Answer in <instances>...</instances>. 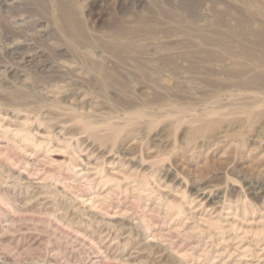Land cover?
I'll return each instance as SVG.
<instances>
[{
  "label": "rangeland",
  "instance_id": "1",
  "mask_svg": "<svg viewBox=\"0 0 264 264\" xmlns=\"http://www.w3.org/2000/svg\"><path fill=\"white\" fill-rule=\"evenodd\" d=\"M263 4L0 0V264H264Z\"/></svg>",
  "mask_w": 264,
  "mask_h": 264
},
{
  "label": "bare ground",
  "instance_id": "2",
  "mask_svg": "<svg viewBox=\"0 0 264 264\" xmlns=\"http://www.w3.org/2000/svg\"><path fill=\"white\" fill-rule=\"evenodd\" d=\"M248 1V0H247ZM249 4H251L250 2H248ZM247 4V2H246ZM253 4V1H252ZM264 5V4H263ZM246 7V6H245ZM259 8V7H258ZM262 10H264V8H262ZM188 12V11H187ZM264 12V11H262ZM214 16L216 17L215 13H213ZM258 14V13H256ZM247 14L245 12H231L229 13V19L232 21L231 24H229V32H233L235 31L236 33L240 34V35H244L246 34L247 36H251L257 40L254 41L253 44H251L250 47H246L247 49H245V53L243 55H241L242 57H245V59L250 60L252 58V54H250L251 52H255L257 53V51H260L263 53L264 50V41L260 40L259 41V37L264 36V13L262 14ZM187 15V14H186ZM190 15V14H189ZM224 15V14H223ZM191 16V15H190ZM218 16V15H217ZM187 17H189L187 15ZM213 17V16H212ZM219 17V16H218ZM65 20V19H64ZM216 20V19H214ZM74 22V21H73ZM64 24V23H63ZM221 25V24H220ZM65 26V25H64ZM224 26V25H223ZM210 30V29H209ZM210 32V31H209ZM114 34V33H113ZM120 34V33H119ZM125 34V32H124ZM118 35V34H115ZM212 35V34H211ZM239 35V36H240ZM121 36V35H120ZM206 36H209L206 34ZM213 36V35H212ZM245 36V35H244ZM119 37V36H118ZM123 37V36H122ZM217 37V35H216ZM221 37V36H220ZM219 38V37H218ZM264 38V37H263ZM128 39V38H127ZM202 39V38H201ZM206 40L203 41L205 42L206 45L208 46H212L213 45V38L211 37H207L205 38ZM217 41V40H216ZM237 41V40H236ZM203 44V43H202ZM204 45V44H203ZM113 50V49H112ZM230 51V50H229ZM231 52V51H230ZM259 52V53H260ZM234 53V52H232ZM238 54V52H237ZM240 55V54H239ZM235 56V55H234ZM240 57V56H239ZM236 58V57H235ZM114 66V65H113ZM99 68V66H98ZM104 70V69H103ZM102 70V71H103ZM101 71V70H100ZM101 71V72H102ZM105 72V71H104ZM99 74V73H98ZM103 74V73H102ZM112 75V74H111ZM103 76V75H102ZM264 76V75H263ZM254 80V79H253ZM258 81V79H257ZM264 81V80H263ZM262 82V81H261ZM254 85V84H253ZM242 89V87H241Z\"/></svg>",
  "mask_w": 264,
  "mask_h": 264
}]
</instances>
